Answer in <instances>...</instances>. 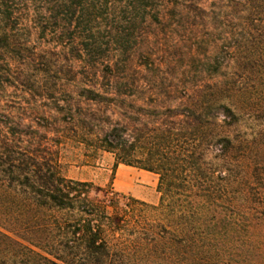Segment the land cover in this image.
<instances>
[{"label": "trees", "instance_id": "obj_1", "mask_svg": "<svg viewBox=\"0 0 264 264\" xmlns=\"http://www.w3.org/2000/svg\"><path fill=\"white\" fill-rule=\"evenodd\" d=\"M82 150L158 204L65 177ZM0 264H264V0H0Z\"/></svg>", "mask_w": 264, "mask_h": 264}, {"label": "rangeland", "instance_id": "obj_2", "mask_svg": "<svg viewBox=\"0 0 264 264\" xmlns=\"http://www.w3.org/2000/svg\"><path fill=\"white\" fill-rule=\"evenodd\" d=\"M150 26L148 22L144 25H141V31L135 33V37H140L141 45L146 43L147 39H150L153 44L156 46V50L152 52L155 59L149 60V56H147L146 51H144V56L148 58V61L155 60L156 65H161L162 68H157V70L153 72H149V68H146L143 65H146L147 60L142 58L140 53H137V56L132 61L130 68H128L129 75L133 74V72L143 71L151 73L149 75H161V71L164 70V62L166 61L167 55L163 53L164 47L161 45H156V43H161L165 45L164 39V28L160 26ZM138 27H140L138 25ZM151 29V30H150ZM145 34H137V33ZM175 41L179 40V37H173ZM163 47V48H162ZM80 67V66H78ZM159 70V71H158ZM124 70L120 69V74H122ZM125 73V72H124ZM133 76V75H132ZM160 77V76H159ZM160 81L153 82L152 87L159 84ZM150 85V83H148ZM147 85V84H146ZM145 83L141 84V87H149L146 86ZM103 87L105 90L110 89V86L106 82H103ZM125 90L131 91L134 89L132 81L128 88H124ZM151 102V101H149ZM81 111H86L90 113L91 110H97L96 115L97 118L101 117L105 119V113L110 115L108 111L99 110V107H94L89 104H82ZM73 154L69 155L68 159L63 161V169L62 173L65 177L82 181V182H90L100 187L102 189H113L114 192L124 195H130L131 197L147 202L149 204L156 205L159 202V193H158V177L154 174L136 169L131 167H126L124 165L116 166L115 159L110 154H100L94 158H87L89 154L86 151H72Z\"/></svg>", "mask_w": 264, "mask_h": 264}]
</instances>
